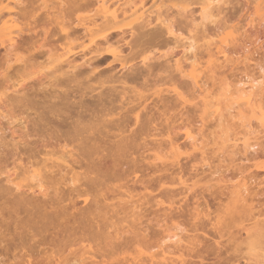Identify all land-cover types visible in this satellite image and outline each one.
Returning <instances> with one entry per match:
<instances>
[{
	"label": "rangeland",
	"instance_id": "obj_1",
	"mask_svg": "<svg viewBox=\"0 0 264 264\" xmlns=\"http://www.w3.org/2000/svg\"><path fill=\"white\" fill-rule=\"evenodd\" d=\"M102 1H108L107 5L110 9L118 11L119 20L122 24H124L123 22L127 23V26H130L128 29L135 30L142 22V20H135L132 16L135 10L139 13L144 12V17L151 20L147 21L153 23L152 27L158 24L159 14H162V20L172 21L176 17H178L177 20L185 21V17L188 20L185 21L186 24L177 35L178 41L174 38L170 39L168 46L162 45L149 52L133 55L130 47L120 41V49L123 53L119 56L128 61L126 69H123L118 61L113 62L112 55L104 61L97 62L96 54L94 56L89 51L90 47L95 48V46L90 44L88 35L89 37H83V40L80 38V42H77L81 46L84 44L85 47H88L84 52L79 47L75 55L68 54L65 57L66 62L61 59L65 63L62 61L51 65L44 61L45 58L40 57L36 62H32L27 70L28 74L23 76L26 79L25 90L32 87L38 89L42 84L50 88V81H53L54 78L49 77V73L55 71L56 66H64L69 69V59L76 63L72 65H77L79 70L85 71L86 73H84H88L87 75L93 67H99L96 74H90L89 79L83 76L81 83L88 86L89 89L84 90L85 95L78 92L75 97L71 96V100L67 103L69 105L66 107V109L68 108L67 112H72L71 114L75 116L79 103L90 107L97 104L98 107H101L103 103L108 108L114 106V113L117 115L120 113V117L128 109L135 108L134 113L142 116L140 118L142 125L146 124L148 119L150 122L151 115L156 113L157 118L153 117L156 119L154 122L160 127L154 125L158 126L159 130L161 129V131L158 128V131L153 130L154 127L148 123L150 127L147 126L149 128H146V132L144 131L142 136H136L132 143L133 146H131L132 149H128L127 155L125 154L128 157L122 158L123 162L128 163L123 167L124 163L122 162L123 172L126 171L123 175L120 174L123 169L119 167L121 162L120 164L116 162L121 161V157H117L113 153L116 152L115 150L108 149L110 148L108 144L102 143L105 146L100 149L99 157H94V162L104 169L102 171L110 170L113 164L116 171L115 176L110 182L103 185L102 190L99 188V190L94 188L92 190L89 186V191H86L85 187L82 188L85 190L84 194L86 192L91 194H83L84 196L79 200L74 199L78 200L77 207L81 208L83 205L84 208H78L80 211L78 209V211H69V216H66L68 214L66 212L64 214L66 217L60 213L66 220L64 219V222L58 215L61 220L59 219L58 223V218H56L57 222L55 223L58 227L55 226L53 239L60 242L66 230L67 234L73 230L76 235L80 234L81 238V232L78 233V230H82L83 226L88 227L87 229L90 227L93 231L100 228L103 231L101 234L95 231L97 240H92L94 242L90 240L91 243L84 242V245L90 244L93 247L90 249L88 246L89 252H87L85 257L87 260L85 259L84 264H136L137 262L138 264H152L153 262H155L153 264H160L162 261L161 264H165V259H167V261L165 260L166 264H264V196H257L259 193L264 194V127H262L264 120L261 117L264 115V71L259 69L260 66L264 68V48H262L264 47V2L260 7L254 0H222L221 4L215 5L217 7L207 10L212 11V13L207 12L211 13L212 16H210L206 12H202L205 7L202 5L204 0L203 2L202 0H197L198 2L196 0ZM102 1L86 0L85 4L90 8L83 3L84 11L81 10L82 13L77 14L85 18L91 17L90 19L97 20L99 24L103 16L99 12ZM258 8L261 10H256ZM218 9H221V12H218ZM123 11H126L127 15ZM97 13H100V16ZM123 15L126 16L125 19ZM75 17L74 15L72 22L69 23H74L72 26L70 25L71 27H76L75 25L78 23ZM79 30L81 31L79 34L84 32L83 28ZM130 32L126 35L128 41L135 38V36H131ZM137 32L138 30L136 34ZM117 37L121 38L116 36L113 38L114 41ZM259 37L260 39L257 40ZM192 38L195 41V49L190 51L189 39L192 40ZM96 40L99 43L102 42L98 37ZM59 43L61 41L55 42L54 46V48L57 47L55 48L57 50L54 51L57 55L64 52ZM76 44L74 43V45ZM114 44L118 45L116 42ZM116 46L115 49H117ZM4 53L5 51L2 50L0 57ZM27 53L25 50H21V56L24 54V58L28 57ZM93 57L95 60H92ZM178 60L182 64L180 71L175 69ZM85 61L89 62V65ZM85 63L86 65H84ZM164 65L166 68H170L168 71L173 70L171 75L164 73L166 69ZM150 66L155 67L154 74L156 76L150 77L147 84L144 83L142 75L148 72ZM161 66L164 67L163 70H160ZM33 73L34 75H31ZM132 73H138L141 78L135 82L126 79V76ZM11 75L14 78L9 85L17 86L16 83H19L23 74L15 75L14 72H11ZM193 75L196 76L198 82H194ZM98 77L100 80L111 77L112 80L101 85ZM254 78H258L259 81H257L260 83L262 91L260 89L257 91V95L251 96L253 100L256 95L257 100L254 98V103H247L244 98L242 100L245 101V104H243L236 92V88L241 87L238 82L240 80L251 81ZM126 80L128 85H123L121 82ZM20 84L21 82L16 88H21ZM12 87L11 90L16 89ZM37 89L35 92L38 94L36 101L40 103L43 102L44 95ZM55 92L62 94L61 87L57 88ZM10 93L11 91L8 92V94ZM177 93L181 97L177 96ZM244 97L246 96L244 95ZM110 100H113V103ZM235 102L237 105L234 104ZM40 104H38L41 107L39 111L42 112L43 104ZM74 104L77 105L74 107ZM252 106L253 109H250ZM34 115L30 113L31 117ZM119 116H116L115 119H119ZM85 117L87 119L82 118L84 123H89L88 120L91 117L89 112ZM133 118L134 116L131 120L132 125ZM49 119L52 123L50 132L63 129L62 119L50 115ZM157 119L159 120L157 121ZM4 123L6 122L4 121ZM4 126L6 128V125ZM15 128L19 129L18 124H15ZM99 129L102 130L100 127ZM149 129L152 131L150 132ZM17 132L16 137L22 134L21 130H17ZM8 135L7 139L9 140L11 131L8 132ZM170 140L175 144L173 149L170 148ZM245 144L253 145V148L244 150ZM57 147L54 159L60 158L62 152L71 150V147L66 151ZM112 154L113 156H111ZM114 156L116 158H113ZM165 168L169 169V173ZM126 174L128 177L131 174L133 180L129 179L131 177L127 178ZM123 177L127 178L128 182L122 179ZM156 179H161L162 185L155 182ZM126 182L129 185L125 184ZM156 184L158 185L156 186ZM122 185L124 189L121 191L126 202L123 201L126 208H130L127 211L123 210L125 208L122 207L124 206L123 202L119 204L118 195H115L119 192L113 193L111 196L113 188ZM146 185L147 192L144 189ZM166 187H172L176 194H165ZM243 187L248 188L244 195L240 193ZM104 188L110 191L107 190L109 197L105 196ZM100 193L103 194V197ZM113 195L115 198H112ZM142 195L146 197L144 196L143 199ZM105 197L110 200L108 199V202L104 203ZM96 199L99 203L94 204ZM88 200L92 202L90 203ZM86 201L92 205L89 206ZM106 203H109V207ZM84 204L90 207L89 211H84L87 209ZM93 204L94 207H92ZM116 204L121 208L116 207ZM95 205L99 207L95 208ZM104 205L110 210H106ZM91 208L96 209L94 210L96 213L99 209V215L91 211ZM102 209L109 212L103 213ZM87 212L94 214L89 216L90 222H87L92 226L86 224L87 220H83V216L88 217L90 214ZM77 218H80L79 221L82 220V223L85 221L86 225L80 222L81 225L78 224ZM259 230L263 233V235L261 233V237L257 234ZM248 231H250L249 234ZM175 234L179 235L176 239L173 238ZM79 237L77 240H81ZM80 245L76 243L73 250L78 251ZM68 250L70 249L68 248ZM65 252V257H70V253L67 250ZM163 253H165V257ZM151 255H156V259H150Z\"/></svg>",
	"mask_w": 264,
	"mask_h": 264
},
{
	"label": "bare ground",
	"instance_id": "obj_2",
	"mask_svg": "<svg viewBox=\"0 0 264 264\" xmlns=\"http://www.w3.org/2000/svg\"><path fill=\"white\" fill-rule=\"evenodd\" d=\"M40 1L42 2L38 4ZM83 1L84 0H64V1L5 0L3 2V0H0V52L2 50L5 51V53L2 54V56L0 57V264H84L87 260V258H85L86 255L88 254L87 252H89L88 246L90 249L93 248L91 247L90 244L84 245V242L85 241H88V243L94 242L92 240L94 239L97 240L96 233L101 234L103 231L100 228H98L99 230L97 231L96 230L93 231L90 229V227L89 230L87 229L88 227L83 226L85 224V221H83L82 223V220L79 221L80 218L79 219L77 218L78 221L76 220V222H78V224L80 223L83 224L82 230L81 229H79L81 231L78 230V233L81 232V238L79 237L80 234L76 235V233L73 232V230L69 232H72L74 234H71L69 232L67 234L66 232L67 230H66L64 233L65 235L63 234L64 236H62L60 242H57L56 240H54L55 238L53 239V231L55 230V226H56L55 222H57L56 218H58V223H59V219L60 220L61 218L63 219V217L65 216L64 214L66 212L68 213L66 214V216H69V211L70 212L73 210L76 211L78 208H80L77 207L78 206L77 201L81 199L82 196L87 194V192L84 194L85 190L89 191L88 189L90 187H91L90 189L94 188L95 190L98 188L101 189L103 188V185L110 182L111 179L115 176L116 171H115V167H113L114 166L113 164H112L113 168L110 167V170L107 168L108 169L107 171H102L104 169L98 166L94 162L95 160L94 157L99 155L100 149L104 148V146L108 144V147H110L108 149L115 150L116 152L113 153L117 155V157H121V161H116V162H119V164L121 162L119 167L123 168L128 163L123 162L122 158L128 157L125 156V154L127 155L128 149L129 150L132 149L131 146H133L132 143H134L136 136H142L144 134V131L146 132V128H149L150 125L154 127L153 130L156 131H158L160 127V125L154 122L156 120L155 118H157L155 116L156 113H154V115H151L150 122H148L149 120L148 119L146 121L147 123L146 124L144 123L142 125L140 119L142 116L141 114L134 113L135 108L128 109L125 112V114L122 113L124 116L121 115L120 117L119 116L120 113H118V115L114 113V109H113L114 106L112 108H108V106L107 107L105 106L106 105L105 103H103L104 106L101 104V107H98V104L90 107L86 105L83 106V103L82 104L79 103L78 104L79 108H77L76 110L77 114L76 113H75L76 115L74 114L75 116L71 114L72 112H67L68 108L66 109V107L69 106L67 103H69V101L71 100V96L75 97L78 94V92H82V95H85L86 93L84 92V90L89 89L88 86L86 87L84 86L85 84L83 85V83H81V79L84 77H88L89 79L90 78L89 76H91L90 74L92 75L96 74L99 68L96 66L93 67L92 70H90L89 75H87L88 73L85 74L86 73L85 71L84 73L83 71L79 70L80 68L77 65H72L75 62L73 60L70 61L69 58L68 59L70 62L68 61L69 64L68 63L67 64L70 67V68L68 67L70 71L64 66H56V70L49 73L50 74L49 77L54 78L53 81H50L51 84L50 88L43 86V84L39 86L38 89L36 88L38 92L40 91L44 95L43 102H40L43 104L42 112L39 111L41 109V107H39L41 104L39 103V101H36L38 95L37 93H35L36 89L32 87L28 90H25L26 79H24L23 76L28 74L27 70L29 69L30 65H32V62L34 61L36 62L40 57L45 58L44 61L45 62L47 61L48 65L57 62H62L63 60L61 61V59H64V61L66 62L67 60H65V57L68 54L75 55L79 47L81 48L82 52H84L85 49L87 50L88 47H85L84 44H82L81 46V44L77 43L80 42L79 41L81 40L80 38H82L83 40L84 39L83 37L87 38L90 36L89 37L90 38L89 41H91L90 44L95 46V48L89 46L91 49L88 50L91 52V54H94V56L96 54L95 58L97 59V62L104 61L106 60L107 57L112 55L114 57L113 62L118 61L121 67L123 69H126L128 65V61H126L125 58L119 56L120 54L123 53L122 49H120L121 48L120 41L124 42L126 46L130 47V49L134 53L133 55H138L146 51L149 52L150 50H153L154 48L160 47L162 45L168 46L170 39L174 38L176 41H178L179 38L177 35L179 31L183 28V26L186 24L185 21L188 20L186 17H185V21H182L181 19L180 20L178 19L179 20L178 21L177 20L178 17L174 18V20L172 21L171 20L168 21L169 19L162 20L161 19L162 14L161 15L159 14L157 18L158 24L155 25L156 27L155 26L152 27L153 23L149 22L151 21L150 18H148L149 21H147L148 19L147 17L146 18L144 17V12L139 13L137 10H135V12L132 15L134 19L142 20L139 26H137L138 28L137 29L134 28L136 31L138 30L136 34V31L133 30V28H131L132 30L128 29L130 28V26L128 27L127 23L123 22L124 24H122V22L119 20L120 15L118 16V11L116 10L112 11L109 5H107L108 1L101 0L102 4L100 5L101 10L99 12L103 16L99 24L97 20L90 19L91 17L85 18L83 16H80V14L82 13L81 10L84 11L85 9L84 5L87 6V4H85L86 0L84 2ZM221 1L222 0H204V3L202 5L205 7H203L202 12L203 13L206 12L207 15L209 14L207 12L212 13L211 10L210 11L207 10L217 7L215 5L219 4ZM254 1H256L255 3L260 7H261V3L264 2L263 0H254ZM220 10L218 9V12H221ZM256 10L259 11L261 9L258 8ZM102 11L104 14L102 13ZM125 12L126 11H123V13ZM125 14L127 15V13ZM74 15L76 16L75 18L78 21V23L77 24L75 23L76 27H71L74 23L73 24L72 23L69 24V23L72 22ZM125 17L126 16H124L123 18L125 19ZM121 20L123 21V19ZM81 28H83L84 32L82 34H79V32H81L79 29ZM129 32L132 34V35L130 34L132 37L135 36V38H133V40L131 41H128V39H126L127 38L126 35L129 34ZM58 34L59 37H57ZM115 35L121 38L117 37L118 39L116 38V40L114 41L113 38L116 37ZM96 36L99 38V40L101 39L102 42L100 41L99 43L97 41L98 39L96 40L97 38ZM193 39L194 38H192V40ZM259 39L260 37L257 40ZM189 40H190L189 50L192 51L195 49L194 46L195 41L193 40V44H192L191 43L192 40L191 39ZM60 41L61 43H59V46L62 48L61 50H63L64 52L61 55L60 54L57 55L54 52L57 50L55 49L57 47L54 48V46H55V42H60ZM115 42L116 44L118 43V45L120 44L119 47H117L118 45L116 46L114 44ZM74 43L75 44L77 43L79 46L77 44L74 45ZM115 46L117 47V49H115ZM21 50L23 51L25 50L26 52H28L27 58L23 57L25 56L24 54H22L21 56ZM95 58L93 57L92 60H95ZM85 62L88 63L89 65L90 60L89 62L87 61ZM86 63L84 65H86ZM181 65H182L181 61L178 60L177 67L175 69L177 71H180L182 67ZM162 66L160 70L161 69L163 70V68L165 67V65L163 68ZM154 69H155L154 66H150L148 68V72H146L145 75L143 74L144 76L141 74L144 83L146 82L148 84L149 78L155 75ZM259 69L260 71H264V68L261 66ZM74 70L76 71L74 72ZM168 70H170L169 67L164 70V73L166 74L169 73L171 75L173 70H171V72ZM11 72H14L15 75L23 74L22 78H20L19 80V83L21 82L20 84L21 88H16L19 84L17 82L16 83L17 86L13 85V87L16 89H12V90L10 89L12 86H10L9 84L13 81L14 78V76L11 75ZM57 74L58 76H56ZM31 75H34V73ZM193 77H194L193 79L195 80L194 82L195 83L198 82L196 80V76L193 75ZM140 78L141 77L138 73L137 74L132 73L131 75L126 76V79H130L133 82L138 81ZM258 78L257 79L254 78L251 81L240 80L241 82L240 81L238 82L239 83L238 85L241 87L236 88V92L239 94L238 96L241 98V100L245 98L247 100L246 101L247 103L249 102L254 103L256 99L255 97L257 95L256 93L258 90L260 91L261 89V87L259 86L260 83H258L259 81ZM98 80L101 82V85H103L106 82L112 80V78L109 77L107 79L100 80V77H98ZM121 83L123 85H128L127 80ZM59 87H61L62 94H57L55 92L56 89ZM9 91H11L10 94H8ZM254 94L256 95L255 97H253L252 100L251 96H253ZM178 95L179 93H177V96ZM240 95L243 97H241ZM244 95L248 98L244 97ZM179 96L181 97V95ZM112 101L113 100H110V102ZM242 102L243 104H245V101L242 100ZM234 104H236V102ZM76 105L77 104H74V107ZM253 106L250 107V109L251 108L253 109ZM82 111H86V112L83 113ZM29 112L35 115L31 117ZM88 112H89V116L91 117H89L90 118L88 120L89 123L87 122L88 123L87 124L84 123L85 121L83 119L86 118L85 115L86 113L88 114ZM49 115L54 117H59V119H62V121L59 120L62 122L61 124L63 128L62 130L50 132L51 129L50 126L52 125V123L50 121L51 119H49ZM116 116H119L120 118L118 117L119 119H115ZM132 116H134L133 125L131 124ZM154 116L155 118H153ZM263 116L264 115H262L261 117L264 120ZM159 119H157V121ZM4 121L6 123H4ZM148 123H150V125ZM15 124H18L19 126V129L17 130L22 131L21 132L22 134L19 135L18 137H16L18 132L15 128ZM154 124L158 125L159 127L158 126L155 127L156 125ZM4 125H6V128ZM97 126H99L102 130H100L99 127ZM262 127H264V125ZM6 130H8L7 133ZM9 130L11 131V135H10L11 137L8 140L7 135L8 132H10ZM159 131H161V129ZM40 132L42 133L41 135ZM102 143L103 144L105 143V145H102ZM57 146L64 149L65 151L67 148L71 147V150L69 151L67 150L64 153L62 152V156L60 158L54 159L56 153L55 148H58ZM174 147L175 144L173 143V141L170 140V148L173 149ZM243 148L244 150L251 149L253 148V145L247 146L245 144ZM111 156H113V154ZM113 158H116V156H114ZM113 158L112 160H114ZM122 162L124 163L123 167H122L123 164ZM123 170L124 168L122 169L121 172H123ZM165 170L166 171L168 170L169 173V169L165 168ZM165 170L162 169V171ZM121 172L120 174L123 175L126 171L123 173ZM130 175L131 174H129V177L131 178L128 177V174H126V177L132 179V176ZM124 177L122 179L127 181V178ZM158 179H156L157 181L155 182L161 184L162 180L161 179L158 180ZM132 180L130 181L131 183ZM134 181L133 183H135ZM127 182L125 184H128ZM146 183H148L147 180ZM158 184H156V186ZM128 185H126V187ZM82 188H84L85 190H83ZM243 188L242 189L240 188L241 189L240 193L244 195V193L248 191V188H244V189ZM122 189H124L123 185L114 187L113 190L111 191L112 192L111 196L113 193L119 192L118 194L115 195H118L117 198H119V200L121 201V202L119 201V204L123 202L124 206L122 207H125L123 208V210L127 211L130 208L127 209L126 208L127 206H125L126 204L124 203L125 199H123V194L121 191ZM144 189L145 191L148 190L147 185ZM107 190L108 189H105L106 192V195L104 193L105 196H107V193L110 192L109 190L107 192ZM175 192L176 191H174L172 187H166L165 189V194L167 195H171L172 193L174 194ZM89 193L90 192H88V194ZM236 195L238 196L240 194H236ZM257 196L262 197L264 196V194L259 193ZM107 197H109V195ZM107 197L103 199L104 203L105 201L108 202L107 200L109 198ZM74 198H77L78 200L75 201ZM112 198H115V196ZM239 198H241V196H239ZM85 199L87 200V198ZM89 202L91 203L92 201ZM94 202H93L94 204H97L98 200L96 199ZM86 203L88 204L87 201ZM87 204H84L86 205L85 207L87 208L84 209V211L85 210L89 211L88 208H90L89 206L92 205V204L91 205L88 204L89 206H87ZM94 204L92 207H94ZM108 204L107 206L109 207ZM98 205L101 206V204ZM82 206L81 208H84ZM95 206H96L95 208L99 207V206L97 207V205ZM107 206L104 205L105 209L110 210ZM111 207H113V205ZM116 207L121 208L120 205L119 206L117 205ZM80 209L78 210L80 211ZM94 210L93 208H91V211ZM106 210L103 211L102 209L101 211H103V213L109 212V211L105 212ZM60 213L63 214L64 216H61ZM89 213H88L89 214L88 217L85 215L87 219H84L85 217L83 216V213H81L83 216V220H87L86 224L88 221L90 222L89 216L93 214V212L92 213L89 212ZM94 213H96V211H94ZM58 215L61 218L58 217ZM67 218L69 219V217ZM64 219L66 220V218ZM87 225H89V223ZM56 227H58V225ZM249 232L250 231H248L247 233L249 234ZM261 233H262L261 230L257 231V234H259L258 236L260 237H261ZM77 237H79L81 240H77ZM178 237L179 235L177 234L173 236L174 239ZM76 243L77 245H80L81 243L78 251L73 250V247L76 245ZM68 248L70 250H68ZM65 250H67L70 253V257H65V253H66ZM164 254L165 253H163V256L165 257ZM155 257L157 256L151 255L150 259L153 260ZM136 259H134V261H136ZM165 260L167 261V259ZM165 260L164 262L166 264ZM161 263H163V261L160 262V264ZM136 264H138V262Z\"/></svg>",
	"mask_w": 264,
	"mask_h": 264
}]
</instances>
